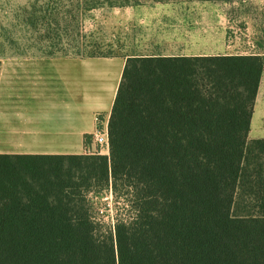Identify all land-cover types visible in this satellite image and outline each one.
Segmentation results:
<instances>
[{"label":"trees","instance_id":"trees-1","mask_svg":"<svg viewBox=\"0 0 264 264\" xmlns=\"http://www.w3.org/2000/svg\"><path fill=\"white\" fill-rule=\"evenodd\" d=\"M263 70L251 54L127 58L108 155H0V264H264V139L248 137ZM118 185L130 214L106 226L86 197Z\"/></svg>","mask_w":264,"mask_h":264},{"label":"crops","instance_id":"crops-1","mask_svg":"<svg viewBox=\"0 0 264 264\" xmlns=\"http://www.w3.org/2000/svg\"><path fill=\"white\" fill-rule=\"evenodd\" d=\"M247 1L138 0L102 7L117 9L122 22L124 43L117 52L82 57L76 48L53 51L23 64L20 74H0V155L72 156L96 149L92 135L107 130L127 58L241 55L228 52L227 34H235L238 23L247 27ZM255 104L248 137L264 139V131L253 129L262 124Z\"/></svg>","mask_w":264,"mask_h":264},{"label":"rangeland","instance_id":"rangeland-1","mask_svg":"<svg viewBox=\"0 0 264 264\" xmlns=\"http://www.w3.org/2000/svg\"><path fill=\"white\" fill-rule=\"evenodd\" d=\"M81 8V0H0V74H20L22 65L33 58L48 51L71 53L83 41L103 53L117 52L124 43L117 9ZM244 12L249 23L247 27L238 23L235 34H227L228 52L259 55L264 62V0H248ZM255 103V116L262 124L253 129L264 131V70ZM86 198L94 218L106 226L130 214L120 185L116 191L111 186L93 190Z\"/></svg>","mask_w":264,"mask_h":264},{"label":"built area","instance_id":"built-area-1","mask_svg":"<svg viewBox=\"0 0 264 264\" xmlns=\"http://www.w3.org/2000/svg\"><path fill=\"white\" fill-rule=\"evenodd\" d=\"M92 143L97 147L94 150L85 151V155H105L104 151H108V136L107 130L98 129L92 135Z\"/></svg>","mask_w":264,"mask_h":264}]
</instances>
